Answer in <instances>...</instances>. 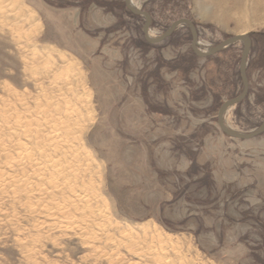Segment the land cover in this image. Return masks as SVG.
Here are the masks:
<instances>
[{"label": "rangeland", "instance_id": "rangeland-1", "mask_svg": "<svg viewBox=\"0 0 264 264\" xmlns=\"http://www.w3.org/2000/svg\"><path fill=\"white\" fill-rule=\"evenodd\" d=\"M133 1L152 37L189 16L200 50L255 34L224 121L257 128L264 0ZM143 23L124 0H0V264H264V133L216 122L242 44L200 58L187 26Z\"/></svg>", "mask_w": 264, "mask_h": 264}, {"label": "water", "instance_id": "water-1", "mask_svg": "<svg viewBox=\"0 0 264 264\" xmlns=\"http://www.w3.org/2000/svg\"><path fill=\"white\" fill-rule=\"evenodd\" d=\"M124 4L126 8L128 9V11H130L133 15L142 16L144 18V23L142 25V33H143L145 40L149 43L162 42L163 40L168 38L180 26L188 27L190 31V36H191L190 48L192 52L197 57H200V58H205V57L214 55L220 52L221 50L225 49L226 47L240 42L242 44V48H241V53H240L238 72H239L240 80L242 83V89L236 96L228 98L220 104L217 110V113H216V122L221 132L230 138L248 140V139H252L264 133V119L257 128H255L254 130L250 132L238 131L228 126L226 122L224 121L225 113L230 108L241 103L248 94L249 80H248L247 73H246V67H247L248 55H249L251 44H252L249 34L231 35L225 38L224 40L220 41L219 43H217L210 49L200 50L198 46L199 45L198 31L194 23L188 18L182 17V18L174 20L162 34L152 37L149 34L151 21H152L151 15L147 11L134 5L132 3V0H124Z\"/></svg>", "mask_w": 264, "mask_h": 264}, {"label": "trees", "instance_id": "trees-1", "mask_svg": "<svg viewBox=\"0 0 264 264\" xmlns=\"http://www.w3.org/2000/svg\"><path fill=\"white\" fill-rule=\"evenodd\" d=\"M143 8H144V10H146L148 13L151 14V12L149 11V9H147L145 5L143 6ZM187 18H188L189 20H191V19L189 18V16H188ZM191 21L193 22V20H191ZM193 23H194V22H193ZM194 24H195V23H194ZM254 35H255V34H250V37L253 38ZM256 101H257L261 106L264 107V94L262 93V94H258V95H256Z\"/></svg>", "mask_w": 264, "mask_h": 264}, {"label": "bare ground", "instance_id": "bare-ground-1", "mask_svg": "<svg viewBox=\"0 0 264 264\" xmlns=\"http://www.w3.org/2000/svg\"><path fill=\"white\" fill-rule=\"evenodd\" d=\"M133 2H134V1L132 0V3H133ZM149 34H150V33H149ZM150 36H151V34H150ZM73 115H74V114H73ZM60 117H61V116H60ZM45 118H46V117H45ZM73 118H74V117H73ZM77 119H78V118H77ZM74 121H75V120H74ZM54 124H55V123H54ZM56 124H57V123H56ZM57 125H58V124H57ZM65 125H66V124H65ZM68 125H69V124H68ZM58 126H59V125H58ZM65 127H66V126H65ZM68 127H69V126H68ZM31 131H32V130H31ZM56 131H57V130H56ZM73 132H74V131H73ZM68 133H69V132H68ZM50 134H51V133H50ZM52 134H54V133H52ZM48 135H49V134H48ZM57 135H58V134H57ZM73 135H74V134H73ZM53 139H54V138H53ZM53 139H52V140H53ZM50 140H51V139H50ZM54 140H55V139H54ZM22 146H23V145H22ZM22 146H21V147H22ZM64 146H65V145H64ZM69 147H70V146H69ZM51 148H52V147H51ZM56 149H57V148H56ZM60 149H61V148H60ZM54 150H55V148H54ZM69 150H70V149H69ZM66 152H67V151H66ZM51 156H52V155H51ZM27 159H28V157H27ZM61 159H62V158H61ZM47 160H48V159H47ZM53 162H54V161H53ZM40 163H41V162H40ZM40 163L38 162L37 164H40ZM62 163H63V162H62ZM51 164H52V163H51ZM53 164H54V163H53ZM57 164H60V163H57ZM40 166H41V164H40ZM43 166H44V165H43ZM43 166H42V167H43ZM52 166H53V165H52ZM52 166H51V168H52ZM44 167H46V165H45ZM44 167H43V168H44ZM56 167H57V166H56ZM36 169H37V168H36ZM44 169H45V168H44ZM44 169H43V170H44ZM63 169H64V168H63ZM43 170L41 169V171H43ZM46 170H47V168H46ZM58 171H59V170H58ZM56 172H57V170H56ZM38 173H39V171H38ZM40 173H41V172H40ZM42 173H43V172H42ZM61 173H62V172H61ZM54 175H55V174H54ZM13 183H14V182H13ZM85 200H86V199H85ZM85 209H86V208H85ZM155 257H156V256H155Z\"/></svg>", "mask_w": 264, "mask_h": 264}]
</instances>
